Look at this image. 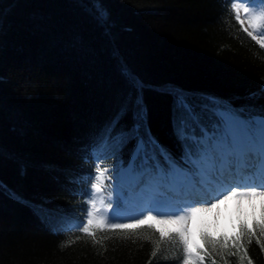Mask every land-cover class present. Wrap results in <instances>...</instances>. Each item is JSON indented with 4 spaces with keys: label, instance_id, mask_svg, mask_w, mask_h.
<instances>
[{
    "label": "trees",
    "instance_id": "trees-1",
    "mask_svg": "<svg viewBox=\"0 0 264 264\" xmlns=\"http://www.w3.org/2000/svg\"><path fill=\"white\" fill-rule=\"evenodd\" d=\"M231 2L102 0L115 22L108 36L92 0H0V264H181L178 241L152 255L159 235L147 227L128 239L97 232L93 245L72 225L85 219L96 165L128 162L133 148L93 156L95 134L130 88L122 61L150 85L149 128L177 159L169 91L264 106V95L249 97L264 85V47L241 29ZM246 246L264 264V250ZM212 257L239 264L238 254Z\"/></svg>",
    "mask_w": 264,
    "mask_h": 264
},
{
    "label": "snow or ice",
    "instance_id": "snow-or-ice-1",
    "mask_svg": "<svg viewBox=\"0 0 264 264\" xmlns=\"http://www.w3.org/2000/svg\"><path fill=\"white\" fill-rule=\"evenodd\" d=\"M91 7L105 34L111 36L115 22L109 10L102 0H92ZM231 11L241 29L264 47V0H232ZM120 71L130 88L95 134L93 156H120L132 143L127 166L120 161L118 176L123 182L117 185L115 200L112 192L105 195L104 182L110 179L106 175L110 169L97 164L85 201L86 220L72 227L89 237L93 245L101 243L97 232L118 231L124 233L122 239H128L147 227L159 235L153 256L162 242L178 241L181 264H206V258L216 264L212 253L217 251L222 258L225 252L238 254L239 264H254L246 245L255 241L264 250V106L236 107L215 96L197 97L183 89L169 91L171 123L183 149L177 159L149 128L145 91L150 85L127 61L120 63ZM261 95L264 85L249 97ZM129 117L131 123H124ZM4 154L0 143V156ZM0 188L7 190L5 185ZM12 198L17 199L15 194ZM257 199L259 219L255 215ZM228 201H235L234 231L214 235L210 229L219 227V210ZM245 203L252 209L251 223ZM120 219L128 222H109ZM197 235L202 244L197 243ZM142 238L151 240L148 235ZM74 242L66 241L62 247Z\"/></svg>",
    "mask_w": 264,
    "mask_h": 264
},
{
    "label": "rangeland",
    "instance_id": "rangeland-1",
    "mask_svg": "<svg viewBox=\"0 0 264 264\" xmlns=\"http://www.w3.org/2000/svg\"><path fill=\"white\" fill-rule=\"evenodd\" d=\"M121 160L124 162V167L127 166V162H125L123 159H121V158L117 159V161L113 164V166L111 168L108 167L110 169V172L106 173V175L108 177H110V179H107L104 182L105 183V195H107L108 192H112L113 200H115V198H116L117 185L119 187V185L123 182V177L118 176V170H119V167H120V161ZM100 166L101 167H107V166H103L101 164H100ZM94 178H95V173L92 176L90 184H91V182H93ZM89 187H90V185H89ZM232 203H233V205H235V201H228L227 204H229V205H227V204L226 205H221V208L219 210L220 211L219 227L210 229V231H212L214 235H218L222 231H225V232H228V233H232L234 231V229L232 228V224L236 222L237 215H233L230 212V205ZM255 203H256L255 215H256V218L259 219V216H260L259 203L260 202L257 199L255 201ZM244 208H246L244 210L247 213L248 222L251 223V212H252V209H251V207H249L247 205V203H245ZM220 217H221V219H220ZM207 219L209 221L211 220L210 217L207 218ZM85 220H86V215H85L84 221ZM109 222L127 223L128 221L125 220V219H120V220H115V221L110 220ZM195 239H196L197 243L201 242L198 235L195 237Z\"/></svg>",
    "mask_w": 264,
    "mask_h": 264
},
{
    "label": "bare ground",
    "instance_id": "bare-ground-1",
    "mask_svg": "<svg viewBox=\"0 0 264 264\" xmlns=\"http://www.w3.org/2000/svg\"><path fill=\"white\" fill-rule=\"evenodd\" d=\"M227 205H229V204H227ZM227 209V208H226ZM244 209H246V208H244ZM230 212L233 214V215H237V213H235L236 212V206L235 205H233V203L230 205ZM209 218V217H208ZM210 219H211V217H210ZM220 219H221V217H220Z\"/></svg>",
    "mask_w": 264,
    "mask_h": 264
}]
</instances>
